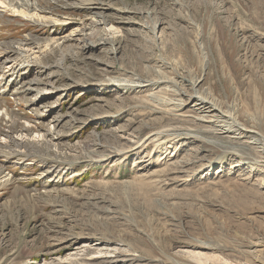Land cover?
Returning a JSON list of instances; mask_svg holds the SVG:
<instances>
[{
	"label": "rangeland",
	"instance_id": "obj_1",
	"mask_svg": "<svg viewBox=\"0 0 264 264\" xmlns=\"http://www.w3.org/2000/svg\"><path fill=\"white\" fill-rule=\"evenodd\" d=\"M84 1L0 0L1 57L18 53L0 60V78L19 58L38 67L0 98V117L26 128L8 132L0 118V264H264L249 247L264 249L263 157L247 136L193 120L184 94L203 79L264 131V0H101L107 24ZM135 74L170 81H111ZM24 82L33 89L12 94ZM158 89L183 96V115L152 100Z\"/></svg>",
	"mask_w": 264,
	"mask_h": 264
},
{
	"label": "bare ground",
	"instance_id": "obj_2",
	"mask_svg": "<svg viewBox=\"0 0 264 264\" xmlns=\"http://www.w3.org/2000/svg\"><path fill=\"white\" fill-rule=\"evenodd\" d=\"M47 1L48 2L52 1V2L58 4L59 0H47ZM45 2H46V0H37V2H35V0H2L1 3H5V5H10V6L14 7V8H16L15 5H17L19 7H30V8H32L34 10V9L41 8L42 6H44ZM101 2H102L101 0H85L84 3L82 4V7L95 9L94 14L99 17L100 23L101 24H107L106 23L107 22V20H106L107 15L105 13V11L107 9L106 8L107 6L104 7V5H107V4L104 3V5H103V4H101ZM1 3H0V5L2 6ZM67 5H68L67 7H71L72 3L67 4ZM6 7L8 9V6H6ZM46 7L49 8L48 6H46ZM41 9H43V8H41ZM28 10H29V8H28ZM0 12H1V10H0ZM147 13H149V12H147ZM152 33L154 35H156V33H157L156 32V28L152 29ZM97 38H98L97 39L98 42H95V44L103 43V45L104 44L105 45L106 44L113 45V43L111 42V37H109V36L105 37V38L102 37V36H98ZM16 51L17 50L7 51L6 55L3 57L4 60H3V58L1 57V54H0V60H3V64L4 65H7V64L11 63V61L9 60L10 54L13 53V52L15 53ZM39 51L42 52L41 50H39ZM112 51H113V53H115L114 48H112ZM16 54H18V53L16 52ZM68 55L70 56V54H68ZM30 56H27L24 59H20L19 58L18 61L14 62V63H12V65L8 66V67H10V70H8V72H5L4 76L2 78H0V98L1 99H3L2 95L7 90V87L9 86L8 84L10 82H11V84L14 83L15 81H17V79L20 78V76L22 74H24L26 72L34 73V71H35V73H36L38 71V67L35 66V65H32V64H34V61L32 60L33 58H31ZM159 59H161V60L158 61V62H161L164 66L170 65V63L168 61L164 60L163 57H161V56L157 57V60H159ZM38 63L40 64V61ZM158 65H160V64H158ZM2 67H5V66H2ZM147 68L148 69H152L149 65H147ZM5 77L9 78V80H7ZM110 79H112V78H110ZM198 79L199 78H197V80L191 81V84H192L191 85L192 86L191 92L184 93L186 95V97H187V100H191L193 102L192 105H191L193 107V117H194L193 120L194 119L197 120L204 127H209V126H210L209 128H212L211 126L216 127L217 131H213V132L216 133L217 135H223V134L227 133L228 131H232L233 134L231 136H229V135L228 136L234 138L235 141L239 140L238 138H240L241 134H243V136H247L248 137V139L246 140L247 143L250 144L254 149H256V151L259 150L260 152L259 151L258 152L260 154V157H263L262 160H264V131H262L261 128L259 127V125L256 124L255 122L254 123H244L241 120H239L237 118V116L233 112H231L230 110L224 108L209 92H207L205 89H202V86H203L202 81H203V79H199V80ZM134 80H135V83H133V84L132 83H127L125 81L124 82H117V81H113V80H111V81L115 82L118 85H120L122 88H124L127 85L128 86H132V87H135V86L136 87H138V86L139 87H144L146 85H155V84L157 85V84L162 83V82H166L168 84V81H170V79H168V77H164V75H162V74H159L157 77H152V78H150V77L143 78V77L137 76V77L134 78ZM175 81H177V80H175ZM175 81L171 80L172 83L173 82L175 83ZM27 82L30 83V84H38V83L41 84L42 83V82H40V80H34V79L28 80V81H26V83ZM129 82H130V80H129ZM24 84H25V82H24ZM174 85H177V84H174ZM27 86H28V84H25L24 86L22 84L21 87L15 88V90L12 91V94H15V93H21L22 94L27 89H33V88L27 87ZM22 87L24 88V90L21 89ZM37 91L41 92L42 90L39 89ZM44 92H46V91H42V94H40V95L42 96L44 94ZM182 92L183 91L181 90L180 93H182ZM160 93H161V90L158 89L157 92L153 94L154 98H152V100H154V101H160L161 100L163 105H166L167 107L169 105H171L172 108H170V109L171 110L175 109L176 113H177V111H179L181 109L182 105L186 103L185 99L183 98V96L182 97H177V98H168L167 96L162 95ZM0 101L2 102V100H0ZM181 114L182 113H177V115H181ZM15 117L16 116H13V115H11V113H9V117H6L3 114L2 117H0V118L3 120L4 124H6L7 128L9 129L8 132L11 131V132H17V133L20 132V133H22L23 130H26V128L23 127V125H18L17 124V119ZM8 132H7L6 136L9 137V133ZM194 138H197L198 140H201L203 142V144L204 143L208 144V145L210 144V147H209L210 149L213 146L209 141L201 139L199 136H195ZM28 140L29 139H27L25 141V139H24L23 142H27ZM21 142H22V140H21ZM7 146L10 147V150H5L3 152H6L9 156H13V157H15V156L16 157L17 156H21L22 157V156H24V157H26V155L27 156L29 155V154H27L25 152L13 149L11 147L12 146L11 144H7ZM241 148H242V146H241ZM188 150L189 151H198V149H195L192 146H190L188 148ZM193 154H196V153H193ZM191 160H192L191 158L190 159L183 158L178 163H180L181 166H187V165H189V164H191L193 162L199 161V164L201 165L203 157H201V156L199 157L198 156V158L196 157V160H193V161H191ZM240 165H242L241 162L235 164V166H240ZM261 246H262V244L257 242V241H251L249 243V247L253 248L252 252L264 250L262 248L258 249V247H261Z\"/></svg>",
	"mask_w": 264,
	"mask_h": 264
}]
</instances>
